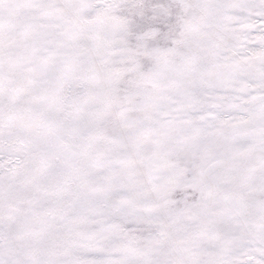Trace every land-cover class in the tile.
Returning a JSON list of instances; mask_svg holds the SVG:
<instances>
[{
  "label": "snow or ice",
  "instance_id": "1",
  "mask_svg": "<svg viewBox=\"0 0 264 264\" xmlns=\"http://www.w3.org/2000/svg\"><path fill=\"white\" fill-rule=\"evenodd\" d=\"M0 264H264V0H0Z\"/></svg>",
  "mask_w": 264,
  "mask_h": 264
}]
</instances>
